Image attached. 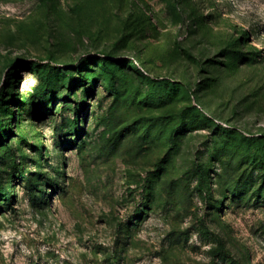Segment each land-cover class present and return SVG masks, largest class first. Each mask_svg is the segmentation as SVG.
I'll return each instance as SVG.
<instances>
[{
    "label": "rangeland",
    "instance_id": "rangeland-1",
    "mask_svg": "<svg viewBox=\"0 0 264 264\" xmlns=\"http://www.w3.org/2000/svg\"><path fill=\"white\" fill-rule=\"evenodd\" d=\"M0 264H264V0H0Z\"/></svg>",
    "mask_w": 264,
    "mask_h": 264
},
{
    "label": "trees",
    "instance_id": "trees-1",
    "mask_svg": "<svg viewBox=\"0 0 264 264\" xmlns=\"http://www.w3.org/2000/svg\"><path fill=\"white\" fill-rule=\"evenodd\" d=\"M7 193V192H6Z\"/></svg>",
    "mask_w": 264,
    "mask_h": 264
}]
</instances>
